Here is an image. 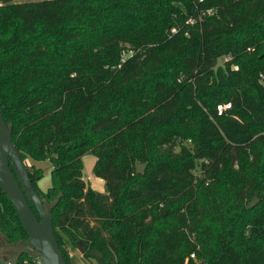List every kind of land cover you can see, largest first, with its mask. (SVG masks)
Here are the masks:
<instances>
[{
  "label": "trees",
  "instance_id": "16d2710c",
  "mask_svg": "<svg viewBox=\"0 0 264 264\" xmlns=\"http://www.w3.org/2000/svg\"><path fill=\"white\" fill-rule=\"evenodd\" d=\"M1 1V115L48 162L44 191L25 166L64 263L65 237L96 264H264V0ZM0 235L26 239L1 188Z\"/></svg>",
  "mask_w": 264,
  "mask_h": 264
},
{
  "label": "water",
  "instance_id": "95a60500",
  "mask_svg": "<svg viewBox=\"0 0 264 264\" xmlns=\"http://www.w3.org/2000/svg\"><path fill=\"white\" fill-rule=\"evenodd\" d=\"M9 0H2L7 2ZM264 58V48L261 52ZM224 67L221 56H217L212 68ZM11 167L15 172H12ZM135 172L143 173L144 163H136ZM0 188L15 209L26 233L25 240L10 243L0 235V261L15 264L18 258L27 255L35 264H65L54 237L50 210L56 200L43 202L27 176V168L11 142V125H7L0 110ZM258 201L253 195L246 209ZM32 205L35 212L32 210ZM36 213V214H35Z\"/></svg>",
  "mask_w": 264,
  "mask_h": 264
},
{
  "label": "rangeland",
  "instance_id": "374dc122",
  "mask_svg": "<svg viewBox=\"0 0 264 264\" xmlns=\"http://www.w3.org/2000/svg\"><path fill=\"white\" fill-rule=\"evenodd\" d=\"M10 1V0H9ZM184 144L188 148L192 147V144L189 140H185ZM178 147H175V150H177ZM82 160V169H81V177L85 185H89L91 188L105 193L106 192V186L102 179L95 177L92 173V169L94 166V157L90 152H84L81 157ZM23 163L29 167L30 164H34L35 166L39 167L41 169V176L36 181L37 186L40 190H45L49 184H50V177H49V165L47 161H34L30 162L28 160H24ZM194 173L196 175H199V171L197 168H195ZM64 250L67 252L68 256L70 257L72 264H96L95 260L92 258H84L81 254V252L78 251V249L74 246H72L64 237Z\"/></svg>",
  "mask_w": 264,
  "mask_h": 264
},
{
  "label": "built area",
  "instance_id": "2783aa9c",
  "mask_svg": "<svg viewBox=\"0 0 264 264\" xmlns=\"http://www.w3.org/2000/svg\"><path fill=\"white\" fill-rule=\"evenodd\" d=\"M206 13H211V9L210 8H206ZM185 21L188 22L189 24H192L193 22H195V18L193 16H188ZM170 31L171 32L176 31V27L175 26L170 27ZM185 33H186V31H185ZM221 58H222V61L224 62V61L229 60L230 56L228 54H224V55L221 56ZM230 67L235 69V68H237V64L231 63ZM258 76H259L260 81L264 82V74L263 73H259ZM228 107H229V104L217 103V104H215V111L219 114V113H221L223 110H225ZM188 258L194 260V254L190 253L188 255V257L186 258V260Z\"/></svg>",
  "mask_w": 264,
  "mask_h": 264
}]
</instances>
